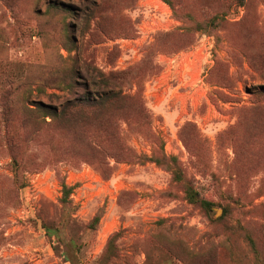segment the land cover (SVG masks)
<instances>
[{
  "label": "rangeland",
  "instance_id": "obj_1",
  "mask_svg": "<svg viewBox=\"0 0 264 264\" xmlns=\"http://www.w3.org/2000/svg\"><path fill=\"white\" fill-rule=\"evenodd\" d=\"M239 4L0 0V264H264V0Z\"/></svg>",
  "mask_w": 264,
  "mask_h": 264
},
{
  "label": "trees",
  "instance_id": "obj_2",
  "mask_svg": "<svg viewBox=\"0 0 264 264\" xmlns=\"http://www.w3.org/2000/svg\"><path fill=\"white\" fill-rule=\"evenodd\" d=\"M240 4H243L244 0H239ZM218 27V23L216 22L215 18L209 20L205 24H195L191 29L194 31H202L205 33L210 34L211 31L216 30ZM118 77L116 75H111L110 80H116ZM106 80V81H105ZM104 81H101L100 84L104 85L106 87L108 79H105ZM122 96L119 93L115 92H109V93H103L101 96H95V98H84L81 101L75 103H71L68 105H65L61 108L59 112H55L50 109H46L44 107H34L31 110L32 111H38L42 112L43 118L49 117L51 120L57 119L60 117H70L72 114H77L80 112H83L84 110H89L87 108H92L93 110L102 109L103 107H111L116 106L120 102V98ZM140 112H143V108H139ZM144 161H150L152 163H155L158 166H161L165 168L167 171L170 172L172 176V180L176 183H180L182 185V190L185 196V199L188 203L197 205L200 210L204 213H209L211 211V208L213 204L202 198L199 193L194 189L193 185L187 181L180 168L176 164V160L174 158L166 159L163 155L161 157H147ZM64 199L68 196L70 193V188H67L65 185L62 186ZM252 244V243H251ZM253 245V244H252Z\"/></svg>",
  "mask_w": 264,
  "mask_h": 264
}]
</instances>
